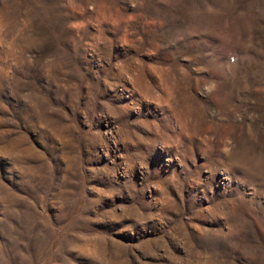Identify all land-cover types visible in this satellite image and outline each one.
<instances>
[{
    "label": "rangeland",
    "instance_id": "374dc122",
    "mask_svg": "<svg viewBox=\"0 0 264 264\" xmlns=\"http://www.w3.org/2000/svg\"><path fill=\"white\" fill-rule=\"evenodd\" d=\"M0 264H264V0H0Z\"/></svg>",
    "mask_w": 264,
    "mask_h": 264
}]
</instances>
